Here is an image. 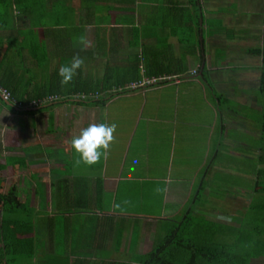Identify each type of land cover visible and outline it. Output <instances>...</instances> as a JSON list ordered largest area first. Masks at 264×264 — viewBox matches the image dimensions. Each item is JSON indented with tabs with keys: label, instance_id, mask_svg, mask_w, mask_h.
Instances as JSON below:
<instances>
[{
	"label": "crops",
	"instance_id": "1",
	"mask_svg": "<svg viewBox=\"0 0 264 264\" xmlns=\"http://www.w3.org/2000/svg\"><path fill=\"white\" fill-rule=\"evenodd\" d=\"M186 2L9 0L11 20L0 28V79L16 99L70 95L90 80L105 81L114 94L103 106L54 102L28 111L0 98V163L12 162L3 172L10 181L9 195L18 191L35 210L36 230L23 238L42 244L35 249L37 261L57 260L54 251L59 241L65 245L67 264L88 259L100 246L114 250L109 259H126L130 252V258H137L145 254V245L151 249L166 219L205 212V205L213 206L208 212L222 216L220 207L214 208L221 203L213 192L217 182L221 185L217 172L233 171L216 166L219 155L229 159L241 150L244 156H235L247 164L254 161L247 157L250 152L258 155L259 148L238 143L229 135L234 129L232 115L228 109L224 121L219 96L235 100V87L245 82L260 93L261 58L248 55L245 78L234 71L227 77L215 76L214 72L232 67L228 66L231 57L218 58V51L207 56L206 47L211 51L225 47L223 33L233 38L235 31L229 26L233 21L238 28L241 18L217 13L216 24L222 27L212 32L206 21L213 16H204V43L198 44L202 35L181 42L189 39L176 38L175 32L180 36L182 27L176 31L161 25L169 17L173 24L177 14L180 19L171 4ZM256 8L264 13L261 5ZM243 21L251 28L244 37L252 49L264 48V16L249 14ZM81 35L91 45L84 50L74 41ZM144 51L149 53L145 59L151 56L158 62L150 63V78L146 60H140ZM201 54L213 90L197 73ZM75 55L84 58V67L72 83L61 86L58 68ZM161 69L163 73L155 76ZM139 81L159 84L129 89ZM256 102L255 96L243 97L248 108ZM90 123H115V141L98 164L74 166L77 157L69 142ZM60 150L67 161L57 153ZM250 168L242 180L253 183L255 170ZM248 193L249 188L234 200L243 204L240 210L249 204ZM225 200L230 202L228 197ZM214 217L208 218L225 221Z\"/></svg>",
	"mask_w": 264,
	"mask_h": 264
},
{
	"label": "trees",
	"instance_id": "2",
	"mask_svg": "<svg viewBox=\"0 0 264 264\" xmlns=\"http://www.w3.org/2000/svg\"><path fill=\"white\" fill-rule=\"evenodd\" d=\"M177 5V7H176ZM175 13L178 14L173 24H170L171 17L164 20L162 27H171L178 30L183 28L181 35L176 38L188 37L189 39L180 40L190 42L196 35H202L199 45L204 43L205 37L203 26L204 15L200 0H187L184 4H171ZM9 0H0V28L7 22L5 17L8 15ZM173 11V10H172ZM173 17V19L175 18ZM179 19V20H177ZM200 22L202 24L200 25ZM183 23V25H181ZM181 25V26H180ZM211 31V29H209ZM213 32V30H212ZM203 54V51H201ZM193 53V52H191ZM202 54L198 57L199 67L197 73L201 72L206 85L213 90V86L208 78H205L207 69L204 65ZM247 55L261 58L263 65L262 75L259 82L260 94L264 95V48L252 49L246 52ZM149 56L146 51L140 60H146V75L150 78V63L156 64L157 59H145ZM159 61V60H158ZM160 63V62H159ZM163 70L157 71L155 76L162 74ZM161 77V76H160ZM158 79V77H155ZM162 82V81H161ZM145 84V87L159 84ZM0 86L9 90L12 98L17 102L27 103L35 99L18 100L15 98L8 84L0 79ZM135 90V89H134ZM97 94V97L90 98V94ZM54 95V94H52ZM86 99L81 100V97ZM48 96V95H47ZM59 96L64 102H77L94 106H103L114 96L105 81L94 82L81 85L70 95ZM76 96V98H74ZM46 97V96H45ZM1 98V97H0ZM43 98V97H42ZM39 99V98H38ZM2 100V99H1ZM3 101V100H2ZM5 102V101H3ZM9 105H13L12 102ZM59 103V102H58ZM54 104V103H51ZM17 108L16 106H14ZM43 107V106H41ZM35 108L36 110L41 108ZM259 107V106H258ZM20 111L31 109L17 108ZM259 139L262 145L256 160L253 161L254 185L252 197L249 204L243 209H237L236 213L231 214L223 211L224 222L212 220L208 217H220L214 212H206L205 215L191 216L192 212L179 220H164L166 224L158 228V234L151 249L137 257L126 259H109L114 250L107 247H98L97 250L90 252V257L78 258L72 264H254L255 261L264 259V114L263 120L259 125ZM4 165L0 163V264H63L57 260L37 261L35 259L36 241L32 238H23L24 235H31L36 230L35 210L26 203V196L20 197L19 192L9 195L6 188L10 181L2 175ZM220 217V219H221ZM215 218V217H214ZM111 247V246H110ZM28 261V262H27ZM68 260H66L67 262ZM27 262V263H24Z\"/></svg>",
	"mask_w": 264,
	"mask_h": 264
},
{
	"label": "rangeland",
	"instance_id": "3",
	"mask_svg": "<svg viewBox=\"0 0 264 264\" xmlns=\"http://www.w3.org/2000/svg\"><path fill=\"white\" fill-rule=\"evenodd\" d=\"M202 7H203V15L209 17V15L213 16V17H209L206 21L207 26L212 29L213 31L219 32L220 31V25L216 24V18L215 15L218 13L220 14H231L232 17L236 18H241V22L238 23L239 26L237 28V22H234V25L231 22L232 26H229L230 29H234V37L232 38L230 35L226 36V31L223 33L225 34L223 37H221L222 39L226 40L225 41L226 45L225 47H218L220 49H217L215 51H211V49L209 50L208 47H206L207 49V56L210 55L212 56L216 51H218L216 53L218 58H222L225 57L226 55H230L231 59L228 63V66L232 67L228 70H226V68L222 71V72H214L213 74H215V76H222L223 77H227L228 75H231V72H238L240 74V77L245 78L246 77V70H247V58L250 59V57L246 54L248 49H252V44L248 43V41H246L244 35L250 33L251 28L248 26V23H246L245 21H243V19L246 17V15H259V16H264L263 12L258 11L259 5L262 6V9L264 8V0H200ZM39 2V1H38ZM38 5V4H37ZM41 5H38V7ZM256 8V10H255ZM12 12V11H11ZM10 9H8V15H6L5 17V22L10 23L11 18L9 17V14L11 13ZM236 14V15H234ZM234 20V19H233ZM252 22V21H251ZM253 23V22H252ZM236 24V26H235ZM218 26V27H217ZM219 30V31H217ZM232 34V33H231ZM236 36V37H235ZM238 36L239 39H238ZM242 37V38H241ZM232 45V50L228 52L229 49H231ZM251 45V47H250ZM223 59V58H222ZM233 68V69H232ZM206 78H210V74L209 72L205 73ZM212 79V78H211ZM240 80V78H239ZM249 82H245L244 84L239 83V85H237L235 87L236 90V98L235 100L232 101H224L225 96H219L220 97V102H221V111L223 112V116H224V121L226 120L225 118L227 117L225 112L227 113V110L229 109L230 114L232 115V126L234 127V129L231 131H229V135H231L232 137H235L236 142L238 143H243L248 144L249 146H253L256 148H259L262 143L259 139V136H256V131H258L259 129V125H260V121L263 120V114H264V95L260 94L259 92L255 91L254 89L252 90L251 85L248 84ZM214 87V86H213ZM226 87H228V85H226ZM219 94V92H217ZM245 95L248 96H255L256 97V103H255V107L254 108H248L247 106H245L243 104V97H245ZM259 106V107H258ZM228 118L231 119V117L228 116ZM238 126H242V127H238ZM62 132V137H63V133L64 130L61 131ZM67 137V136H66ZM233 149H231L232 151ZM62 150L58 151L57 153L61 155V158H66L67 161V155L66 157L63 155ZM236 154H238L239 156H244L243 152L241 150H235V152L233 153V155L228 159V157L226 155H219V158L217 160V164L221 168V170L224 169H229L231 171H233V173L228 174L225 171H219L218 176L220 178L221 181V185L219 182H217V186L214 189V193L217 196V200H219L221 203L218 204L217 206H215L214 208L216 210H219L218 208L220 207V211H225L227 210L229 213L234 214L236 213L237 209H240L242 207V203H238L237 201L234 202L235 199L238 198V195H241V192L245 193L246 189L249 188V193H248V198H250V196L252 197V189H253V183L252 181L249 180H245L243 181L242 178L243 177H247L246 175V170L249 169H253V163L250 161L248 164L247 163H243L241 162V160L239 158H236ZM59 155V156H60ZM233 157V158H232ZM249 158H252L256 160V155L253 156L251 154V152L248 154ZM65 161V162H66ZM8 164L5 166H3L4 168H10V166H12V162L7 161ZM64 162V161H63ZM4 164V163H2ZM229 165V166H226ZM249 165V167H248ZM67 166V162L66 165ZM3 175V173H2ZM222 176V177H221ZM222 178V179H221ZM242 180V182L244 183L243 186H241L239 183ZM20 182V181H19ZM22 185V182H21ZM26 188H28V184L24 182L23 184ZM213 197V196H212ZM228 197L230 202H228L227 200H225V198ZM213 198L216 199V197L214 196ZM224 202V204H223ZM223 204V205H222ZM248 205V204H247ZM213 206L209 205H205V212H196L194 213V211L192 212L191 216H201L202 214L205 215L206 211L208 210V208H212ZM217 207V208H216ZM208 213V211H207ZM160 225V224H158ZM57 236H58V241L62 240V235H61V230L58 227L57 229ZM42 244H36V249L37 248H41ZM45 245H44V249H45ZM148 247H150V245L148 244L145 245L144 247V253H146L148 251ZM55 257H58V259L63 263V264H67L65 259H68L67 257V251L65 249V245H62V243L59 241L57 243L56 249H55ZM127 254H124L123 256H127ZM133 256V254H132ZM37 257V256H36ZM28 262V261H27ZM24 262V263H27ZM39 264V262L37 263ZM254 264H264V259L263 260H258L255 261Z\"/></svg>",
	"mask_w": 264,
	"mask_h": 264
},
{
	"label": "clouds",
	"instance_id": "4",
	"mask_svg": "<svg viewBox=\"0 0 264 264\" xmlns=\"http://www.w3.org/2000/svg\"><path fill=\"white\" fill-rule=\"evenodd\" d=\"M75 43L81 46V50L90 47V41L84 36L74 38ZM85 60L79 55H75L68 63L60 65L58 76L61 86L68 85L74 81L78 71L84 67ZM115 123H90L87 127L80 130L79 134L70 140V146L76 154L74 166L81 163L93 166L100 162L101 158H107L111 145L115 141ZM139 163L138 160L133 161Z\"/></svg>",
	"mask_w": 264,
	"mask_h": 264
},
{
	"label": "built area",
	"instance_id": "5",
	"mask_svg": "<svg viewBox=\"0 0 264 264\" xmlns=\"http://www.w3.org/2000/svg\"><path fill=\"white\" fill-rule=\"evenodd\" d=\"M148 84V82H144V81H139V82H135V83H131L129 85V89H138V88H141L143 87L145 84ZM0 97L3 101L5 102H12L14 106H16L17 108H23V109H35V108H38V107H41V106H44V105H47V104H50V103H54V102H61L62 99L57 96V95H48L46 97H43V98H39V99H35V100H31L27 103H22V102H17L15 101L13 98H12V95L10 93L9 90L3 88L0 86ZM97 97V94L94 93V94H90V98H96ZM76 98V96L74 97ZM83 99H86V96L81 97V100Z\"/></svg>",
	"mask_w": 264,
	"mask_h": 264
}]
</instances>
